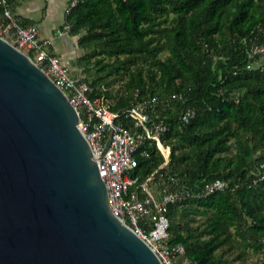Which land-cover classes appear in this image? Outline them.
<instances>
[{
    "label": "trees",
    "instance_id": "1",
    "mask_svg": "<svg viewBox=\"0 0 264 264\" xmlns=\"http://www.w3.org/2000/svg\"><path fill=\"white\" fill-rule=\"evenodd\" d=\"M66 23L77 46L91 48L81 63L106 55L116 71L131 69L129 89L122 84L126 95L115 99L114 110L127 105L133 88L183 96L163 111L172 119L162 137L170 148L167 172L191 193L169 206V243L183 244L198 264H235L218 252L225 227L233 226L240 253L262 250L264 256V181L252 184L264 161V60L247 64L251 45L264 44V0H78ZM186 107L196 113L184 124L179 113ZM138 161L133 175L143 181L163 157L153 147ZM215 179L228 187L197 198ZM188 209L206 220L192 226Z\"/></svg>",
    "mask_w": 264,
    "mask_h": 264
},
{
    "label": "water",
    "instance_id": "2",
    "mask_svg": "<svg viewBox=\"0 0 264 264\" xmlns=\"http://www.w3.org/2000/svg\"><path fill=\"white\" fill-rule=\"evenodd\" d=\"M64 91L0 36V264H162L110 209Z\"/></svg>",
    "mask_w": 264,
    "mask_h": 264
},
{
    "label": "built area",
    "instance_id": "3",
    "mask_svg": "<svg viewBox=\"0 0 264 264\" xmlns=\"http://www.w3.org/2000/svg\"><path fill=\"white\" fill-rule=\"evenodd\" d=\"M77 1L69 2L67 14ZM69 32L70 25L64 22L55 34L62 37ZM0 36L27 54L76 108L79 128L105 182L111 211L153 249L162 264H198L186 255L183 244L169 243V206L191 195L179 178L167 172L170 148L162 143L172 124L170 116L163 111L181 101L182 94L141 95L139 88H133L127 105L114 110L116 100L108 99L104 92L107 88L101 85L100 92L96 93V87L73 76L60 58L49 51L52 39L42 38L36 24H24L12 11L9 0H0ZM248 60V67L264 60V44L251 45ZM121 82L115 83V89L124 84ZM195 113L193 107H186L179 113V119L186 124ZM153 147L162 154L163 161L142 181L138 174L133 175L138 156H148ZM254 175L252 184L264 181V161L259 163ZM227 187L226 180L215 179L206 182L196 197L224 191Z\"/></svg>",
    "mask_w": 264,
    "mask_h": 264
},
{
    "label": "rangeland",
    "instance_id": "4",
    "mask_svg": "<svg viewBox=\"0 0 264 264\" xmlns=\"http://www.w3.org/2000/svg\"><path fill=\"white\" fill-rule=\"evenodd\" d=\"M32 2L33 4L40 6V7H45L46 6V0H24L25 4ZM49 3L47 4V7L45 8L44 14V20H42V24L45 22H55V24L58 23L59 21V16H60V10L62 4H64L65 0H48ZM71 0L68 1V3ZM40 26H42L40 24ZM85 30L82 31L81 34H84ZM76 35H72L70 33L65 34L64 36L60 37L59 43L62 45V48H64V51L67 52L68 55H72V48H76ZM79 50V57L83 54L86 53L87 51L91 53V48L90 49H85L82 47H78ZM167 55V52L163 51L159 54L161 58H165ZM63 57V56H62ZM75 58V63L74 66L76 67V74L78 75L77 77L83 78L91 84V86L94 87H99V85H102L103 83L110 82L111 80L115 78H122L125 87L128 88V83H129V78L131 77L132 71L131 69H119L115 70V68L112 66V63L114 62V58H109L106 55H95L91 56L88 60V62L81 63L79 60L80 58ZM62 64H64L69 70V66L67 63H64L61 57H59ZM100 60V61H98ZM78 63V65H76ZM73 76H76L75 74H72ZM115 83H122L120 79L118 81H114V84L110 85L109 87H106L109 89L110 92L105 93L108 96V99L115 100L121 96V93H125L124 88H118L115 89ZM97 87V88H98ZM129 89V88H128ZM118 90V91H117ZM126 94V93H125ZM234 149H231V151L228 153L229 155L233 153ZM189 214L186 216V220H190V224L192 226L201 224L206 220L207 214H202V213H195L193 209H188ZM209 215V214H208ZM192 218V219H191ZM185 220V221H186ZM195 227V226H194ZM227 237V239L219 246L218 252H223L225 251L224 255L226 260L228 261H235V264H261L262 261L264 260L263 256V251L262 250H250L247 249L246 252L240 253V249L242 248L240 246V243L238 240L234 237V229L233 226L230 227H225L224 232L221 234L219 239H223ZM229 246L232 247L231 252H228L227 249ZM226 249V250H225ZM227 251V252H226ZM238 254V255H237ZM240 254V255H239ZM236 255V256H235Z\"/></svg>",
    "mask_w": 264,
    "mask_h": 264
},
{
    "label": "crops",
    "instance_id": "5",
    "mask_svg": "<svg viewBox=\"0 0 264 264\" xmlns=\"http://www.w3.org/2000/svg\"><path fill=\"white\" fill-rule=\"evenodd\" d=\"M47 4L49 3L48 0H46ZM68 1L65 0L64 4L61 6L60 10V16H59V21L57 24L55 22H45L42 24V20H44V14L45 8L47 7V4L45 7H40L35 4H33L31 1L27 4H25L24 0H9L12 11L14 14H16L18 17L21 18L24 24H29L33 23L36 24L40 36L42 38H51L52 39V44L49 47V51L53 54H56L58 57H61L64 63H67L69 68H70V73L76 74V67L74 66L75 63V58L79 57V50L78 46L76 45V48H72V55H68L66 51H64V48H62V45L58 42L60 37L56 36V29L62 26L64 22H66V15H67V6H68ZM40 24L42 26H40ZM77 40V39H76ZM63 56V57H62ZM78 65V63L76 64Z\"/></svg>",
    "mask_w": 264,
    "mask_h": 264
}]
</instances>
